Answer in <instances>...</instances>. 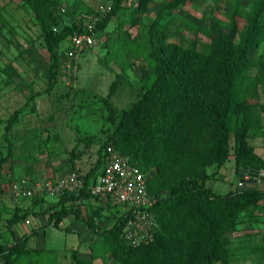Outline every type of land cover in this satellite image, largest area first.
I'll list each match as a JSON object with an SVG mask.
<instances>
[{"label":"rangeland","instance_id":"374dc122","mask_svg":"<svg viewBox=\"0 0 264 264\" xmlns=\"http://www.w3.org/2000/svg\"><path fill=\"white\" fill-rule=\"evenodd\" d=\"M253 2L124 0L121 9L111 14L114 0H45L41 11L46 13L49 9L57 16L56 30L99 4L106 10L104 18L107 15L109 18L99 27L94 47L79 57L74 83L67 85L58 76L49 86L50 55L31 7L23 0H0V244L9 245L14 236L45 225L48 210L59 201V198L13 200L8 188L14 181L60 177L76 169L83 174L91 169L99 171L95 169L99 147L123 111L140 99L154 80V62L147 51L150 44L173 42L201 50L209 41L204 30L230 29L231 10L244 13ZM235 19L238 27L244 24L242 18ZM260 38L262 41L250 51L249 57L264 55L263 29ZM247 74L258 76L259 72L251 68ZM249 101L255 119L245 138L253 152L262 158L260 170L264 172V109L260 107L264 106V86L258 85ZM15 111L17 115L8 125ZM233 144L232 134L229 154L233 153ZM76 146L81 154L74 151ZM108 149L128 157L112 144L106 147V154ZM183 162L174 158L160 168L150 166L144 171L152 179V189H166L180 178L202 172L210 176L206 185L216 193L225 194L240 184L232 156L217 166L214 137L205 142L197 161L186 167ZM243 177L251 176L246 173ZM65 207H78L84 217L94 215L101 229L111 227L121 211L111 201L102 202L87 195L66 202ZM26 211L29 215L9 225L13 214ZM174 224L168 221L166 230L170 231ZM119 239L120 249L124 242L120 236ZM219 241L228 253L227 264H264V200L257 208L240 212L230 227L219 232ZM134 262V256H121L72 216L62 220L58 229L49 227L33 236L27 251L14 264Z\"/></svg>","mask_w":264,"mask_h":264},{"label":"trees","instance_id":"16d2710c","mask_svg":"<svg viewBox=\"0 0 264 264\" xmlns=\"http://www.w3.org/2000/svg\"><path fill=\"white\" fill-rule=\"evenodd\" d=\"M23 1L31 7L50 55L48 84L52 86L60 70L58 47L69 34L78 30V26L74 21L54 31L57 16L49 9L46 13L41 11L45 0ZM122 1L114 0L111 14L121 9ZM229 15L230 29L204 30L209 41L201 50L173 42L149 45L147 51L154 62V80L142 97L123 111L99 147L95 162V169L99 171L91 169L85 173L86 183L101 173L109 144L126 153L129 161L144 172L150 166L160 168L165 161L174 158L185 161L182 166H189L198 160L205 142L214 137L218 167L232 156L237 177L240 170L263 168L262 158L253 152L245 137L255 119L249 97L256 93L258 85L264 86V55L249 57L250 51L262 41L264 0H254L244 13L233 8ZM235 17L243 19L241 27ZM108 19V15L105 16L97 29ZM251 68H256L259 75H248ZM16 115L17 111L9 118L8 125ZM232 134L233 153L229 154ZM73 149L81 154L77 146ZM209 178L202 172L180 178L166 189L154 190L152 179L147 178V190L155 198L152 210L156 212L158 226L153 240L136 248L122 239L124 245L119 249V236L122 238L128 217L121 206H118L120 215L112 226L101 229L94 215L84 217L78 207H65L66 202L89 196L85 190L79 196H63L58 205L48 210L45 225L14 236L9 245L0 244L1 264H14L27 251L33 236L49 227L58 229L60 222L69 215L91 228L121 256H134V264H227L228 253L219 241V232L230 227L240 212L259 206L264 200V185L253 188L238 184L234 190L220 194L206 185ZM29 213L13 214L9 225ZM170 220L175 224L168 231L166 224Z\"/></svg>","mask_w":264,"mask_h":264},{"label":"built area","instance_id":"2783aa9c","mask_svg":"<svg viewBox=\"0 0 264 264\" xmlns=\"http://www.w3.org/2000/svg\"><path fill=\"white\" fill-rule=\"evenodd\" d=\"M105 13L104 6L99 4L93 11L79 16L75 20L78 30H74L59 45V80L63 83H74L79 57L96 44L97 26ZM83 190L102 202L111 201L113 205L121 206L128 213L121 234L126 244L136 248L153 240L158 221L156 212L152 210L155 198L147 190V176L116 150L108 149L101 173L88 183L84 174L76 169L60 177L16 180L9 186L8 193L13 200L52 199L79 196Z\"/></svg>","mask_w":264,"mask_h":264},{"label":"water","instance_id":"95a60500","mask_svg":"<svg viewBox=\"0 0 264 264\" xmlns=\"http://www.w3.org/2000/svg\"><path fill=\"white\" fill-rule=\"evenodd\" d=\"M248 172V173H247ZM249 174L250 176H260L258 182H256L255 178L253 179H245L243 176L244 174ZM239 181L241 183H244V185H246L247 187H257V186H262L264 185V172L261 171L259 168H252L250 171H246V170H240L239 171ZM258 183V184H257ZM243 185V184H242Z\"/></svg>","mask_w":264,"mask_h":264},{"label":"crops","instance_id":"0c3cea01","mask_svg":"<svg viewBox=\"0 0 264 264\" xmlns=\"http://www.w3.org/2000/svg\"><path fill=\"white\" fill-rule=\"evenodd\" d=\"M91 197V196H90ZM91 198H93V197H91ZM93 199H96V198H93ZM21 200H27V199H21ZM101 201V200H100ZM87 203L89 202V201H86ZM73 215H69V216H67V217H65L64 219H66V218H68V217H72ZM75 218V217H74ZM63 219V220H64ZM80 221V220H79ZM77 225V224H76ZM94 232V231H93ZM96 234V233H95ZM1 260V259H0ZM2 261V260H1Z\"/></svg>","mask_w":264,"mask_h":264},{"label":"flooded vegetation","instance_id":"af4514ba","mask_svg":"<svg viewBox=\"0 0 264 264\" xmlns=\"http://www.w3.org/2000/svg\"><path fill=\"white\" fill-rule=\"evenodd\" d=\"M253 178H255L256 182H258V180H259L260 176H259V175H258V176H256V175H255L254 177H253V176H251V177H250V180H251V179H253Z\"/></svg>","mask_w":264,"mask_h":264}]
</instances>
